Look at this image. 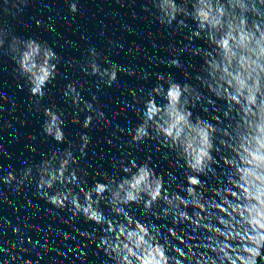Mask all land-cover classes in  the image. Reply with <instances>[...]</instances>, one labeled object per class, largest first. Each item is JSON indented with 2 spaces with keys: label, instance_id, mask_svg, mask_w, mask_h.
<instances>
[{
  "label": "clouds",
  "instance_id": "9594fccd",
  "mask_svg": "<svg viewBox=\"0 0 264 264\" xmlns=\"http://www.w3.org/2000/svg\"><path fill=\"white\" fill-rule=\"evenodd\" d=\"M29 2L4 0L5 5L17 12H22L21 6L26 7ZM36 2L41 3V0ZM151 4L159 13L157 19L162 25L170 27L178 22L183 28L185 21L179 18L191 19L199 29L197 35L214 49L212 56L203 58V74L195 76L200 87L181 84L160 74L157 77L160 87L156 91L166 103L161 106L154 98L147 102L141 99L147 116L134 131L127 133L131 136L130 143L135 145L144 144L154 134L162 138V142L184 161L183 166L188 169L187 186H178V191H171L170 187L166 190L163 176L156 174L152 158L148 157L143 164H137L135 160L120 161L125 176L119 181L105 174V182L97 181L87 190L80 187L76 191L74 185L77 182L87 184L84 178L87 171L80 167L74 145L69 142L62 155L54 153L40 164L39 187L50 190L57 184L73 186L55 194L45 192L44 197L56 208L71 205L74 215H83L86 220L100 225L106 223L105 212L100 207L102 203H106L116 216H123L134 204H143L153 215H158L155 208L162 203L161 214L167 223L177 227L181 223L191 224V230L197 234L203 227L214 237L204 245L205 251L217 257L211 264H264V0H151ZM10 9L5 8V12ZM70 11L78 13V4L71 3ZM37 26L42 27L41 22L38 21ZM125 29L131 31L128 25ZM89 55L91 59L79 65L80 70L89 76L97 75L102 81L107 78L108 87L118 80L121 71L134 75L126 65L112 64L102 69L99 63L102 54L94 48L89 49ZM0 56H7L16 65L14 78L24 81L30 95L37 99L39 109V102L48 95V86L62 77V61L55 49L47 41L16 35L6 22L0 21ZM105 63L110 62L105 60ZM170 66L184 69L179 60H172ZM185 76L188 80L193 79L190 72H185ZM67 88L73 94V103L78 110L72 117L74 124L81 123L79 113L83 112L90 113L83 121L84 129H91L94 121H107L103 111L83 101L78 84L70 83ZM209 96L215 97L217 108L220 104L231 105L229 116L223 117L220 113V117L231 125L230 129L219 127L220 118L216 116L193 119L191 108L205 102ZM93 100L98 102L99 98L94 96ZM43 116L42 134L58 144L65 143L64 127L68 117L64 111L50 104L43 109ZM106 126L112 127L110 123ZM10 127V123L4 122L0 131ZM114 127L119 130L118 125ZM30 138L36 139L35 136ZM218 138L219 145L231 153L225 157L224 164L230 169L232 178L221 185L223 191L216 187L209 189L201 180V176L216 174L214 153L219 150ZM80 141L79 153L85 157L92 137L83 133ZM32 174V167L25 168L17 188L22 187ZM0 180L5 184L16 181L15 171ZM209 191L221 202L210 199L206 195ZM108 229L103 238V250L112 264H173L170 252L184 261L194 259L173 244L177 234L172 229L168 230L171 238H166L159 227L137 222L131 216L118 228L108 222ZM184 235H188L187 227ZM193 239H199V236ZM185 247L191 248L187 244ZM175 264H181V260H176Z\"/></svg>",
  "mask_w": 264,
  "mask_h": 264
},
{
  "label": "water",
  "instance_id": "95a60500",
  "mask_svg": "<svg viewBox=\"0 0 264 264\" xmlns=\"http://www.w3.org/2000/svg\"><path fill=\"white\" fill-rule=\"evenodd\" d=\"M73 2L79 7L76 14L70 11ZM21 7L23 11L17 12L0 0V21L6 22L16 35L24 39L47 41L61 58L62 77L48 86V95L39 102L38 109L37 99L30 95L24 81L14 78L16 65L7 56H0V128L4 122L12 125L0 131V177H6L13 171L17 177L9 184L0 180V264H112L103 250L108 222H113L118 228L121 223H127L128 216L137 222L159 227L166 238H171L169 229L176 232L173 244L194 259L184 261L170 252L173 264L176 260H181V264H198L201 261L211 264L216 261L215 255L204 250V245L214 237L203 227L197 234L191 230V224L181 223L177 227L167 223L161 214L162 203L155 208L158 215H153L143 204H134L126 209L123 216H116L106 203H102L100 207L105 212L106 223L100 225L86 220L83 215H74L71 205L56 208L44 197L45 192L55 194L61 190L68 191L73 186L57 184L50 190L39 187L40 164L54 153L62 155L69 142L74 145L80 167L87 171L84 177L87 184L77 182L74 185L76 191L80 187L87 190L97 181L105 182V174L119 181L125 176L120 161L135 160L137 164H143L148 157L152 158L156 174L163 176L166 190L170 187L171 191H178V186H187L188 169L183 166L184 161L162 142V138L154 134L144 144L135 145L130 143L131 136L127 133L134 131L147 116L141 99L147 102L154 98L161 106L166 103L156 91L160 87L157 79L160 74L181 84L200 87L195 76L203 74V58L212 56L214 49L197 35V25L186 17L179 18L185 21L183 28L178 22L170 27L160 24L157 19L159 13L152 7L151 0H41V3L30 0L26 7ZM5 8L10 11L5 12ZM38 21L42 27L37 26ZM125 25L131 31L126 30ZM90 48L102 54L99 61L102 69L112 64L126 65L134 75L121 71L111 87L107 86V78L102 81L97 75H87L79 65L91 59ZM105 60L110 63H105ZM172 60H179L184 69L171 67ZM185 72L192 73L193 79L188 80ZM70 83L78 84L83 101L103 111L107 121H94L91 129H84L83 121L90 113L83 112L79 113L80 124L72 122L73 114L78 110L73 103V94L67 88ZM94 96L99 98L98 102L93 100ZM50 104H55L68 117L64 127L67 139L63 144L42 134L43 109ZM216 104L215 97L209 96L205 102L192 107L193 119L216 116L220 118L219 127L230 129L231 125L220 117V113L223 117L229 116L231 105L220 104L217 108ZM109 123L112 127L106 126ZM117 125L119 130L114 127ZM83 133L92 137L85 157L79 153L80 135ZM33 136L36 139L30 138ZM219 139V150L214 153L216 174L201 176V180L208 184L209 189L216 187L223 191L221 185L232 178L230 169L224 164L225 157L231 153L219 145ZM29 166L33 168L32 177L17 188L18 181L23 178V170ZM206 195L210 199L215 198L212 191ZM215 199L221 202L220 198ZM81 202H84L83 197ZM186 227L187 236L184 235ZM197 235L199 239H193Z\"/></svg>",
  "mask_w": 264,
  "mask_h": 264
}]
</instances>
